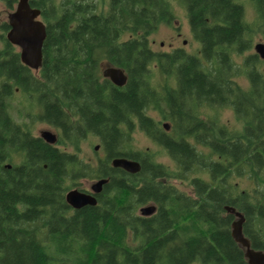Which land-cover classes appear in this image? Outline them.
Returning a JSON list of instances; mask_svg holds the SVG:
<instances>
[{"label":"trees","instance_id":"1","mask_svg":"<svg viewBox=\"0 0 264 264\" xmlns=\"http://www.w3.org/2000/svg\"><path fill=\"white\" fill-rule=\"evenodd\" d=\"M2 1L10 12L17 3ZM247 1L264 38V0ZM175 3L186 10L197 54L151 47L149 37L173 21ZM29 5L46 27L37 71L21 63L17 47L5 39L8 23L1 26L0 264H248L231 236L235 214L220 216L223 206L243 216V236L264 252V60L253 53L235 64L250 49L241 0ZM104 66L123 70L126 84L116 87L103 78ZM152 68L173 85L155 88ZM240 71L246 89L236 81ZM17 90L38 110L34 118L57 132L55 145L34 136L32 123L11 118L9 100ZM160 101L171 133L148 115ZM225 107L239 129L202 121V108ZM136 129L166 152L172 168L133 149ZM89 136L102 153L94 152L92 163L79 154ZM114 158L137 161L140 171L112 168ZM233 177H248L255 188L238 191ZM83 178L108 181L95 206L73 210L65 194ZM173 181L188 184L199 201ZM149 203L156 212L140 216Z\"/></svg>","mask_w":264,"mask_h":264},{"label":"rangeland","instance_id":"2","mask_svg":"<svg viewBox=\"0 0 264 264\" xmlns=\"http://www.w3.org/2000/svg\"><path fill=\"white\" fill-rule=\"evenodd\" d=\"M242 4L245 5V19L250 24V34H249V42L250 49L245 51L241 56L235 57V64L240 66L242 64L243 57L249 54H255L254 46L258 43L264 44V38L261 34L260 30V21L256 18V15L252 9V6L249 1L241 0ZM10 13L7 10L6 6L0 3V25L4 22H7V16ZM174 19L171 24H161L158 29L149 37L151 47L156 52H170L172 49H183L185 52L190 54H197L199 50V44L192 38V35L189 30L188 20L186 15V10L183 8L181 4L175 3L173 8ZM2 32V31H1ZM2 37V34L0 33ZM0 37V50L4 46L2 42V38ZM4 37V34H3ZM185 41V43H184ZM105 66L102 68V70ZM239 85L246 89L248 87V83L245 80L244 72L240 71L239 76L236 78ZM150 81L151 84L160 90L161 86L164 84H168L169 86L173 85V80L169 78L166 80L165 77H162L161 74L156 70V68H152L150 72ZM166 107L163 101H160L159 106L157 105V109L149 111L148 115L152 117L155 121L160 122L162 125H168L167 132H172V123L168 120H165L163 116H167ZM38 113V110L31 106L28 102L26 96L19 90H17L9 100V114L11 118L18 122H26L32 123V133L34 136H39L41 131H51L54 134L57 132L48 126L47 124L36 120L34 117ZM200 116L202 119L211 120L216 123V126H228L230 129H239V122L234 117V114L230 109L227 108H202L200 110ZM133 149L138 151L140 154L148 151L151 157L158 163L163 164L168 168L173 167V163L167 157L166 152L156 144H154L149 138L146 137L144 133L136 129L133 133ZM100 144L96 141L95 138L89 136L88 139L81 143L80 145V156L88 162H94L96 160V156L94 152L97 153L98 157L102 156L100 151V147L97 151H94V146ZM205 154H209V149H205L203 151ZM216 158L214 157L213 160ZM13 162H18V159L15 157ZM203 179H209L208 174L199 175ZM98 180V179H97ZM96 179H81L78 183L77 187H71V189H82L85 191H90V187L92 184L97 182ZM232 182L236 186L238 191H249L255 188L253 180L248 177H233ZM175 187L184 192L187 195H193V189L186 183L180 182H172ZM70 189V190H71ZM153 205L152 203L146 204L144 206ZM142 206V207H144ZM141 208V207H140ZM139 213V211H138ZM235 218L234 221H236ZM233 221V222H234ZM198 264V263H193Z\"/></svg>","mask_w":264,"mask_h":264},{"label":"water","instance_id":"3","mask_svg":"<svg viewBox=\"0 0 264 264\" xmlns=\"http://www.w3.org/2000/svg\"><path fill=\"white\" fill-rule=\"evenodd\" d=\"M9 30L6 33V40L19 50L21 63L31 70L37 71L42 64V47L46 37L45 24L40 20V11L29 5V0H17L16 6L7 16ZM255 54L264 60V44L258 43L254 46ZM102 77L108 79L114 86L123 87L127 77L120 68L105 66L101 72ZM165 131L168 125H163ZM39 137L47 144L54 145L57 142V135L51 131H41ZM94 146V151L99 149ZM111 166L121 169L124 172L134 175L140 171V164L137 161L126 158H114ZM107 179H99L90 187L91 194L71 189L65 194V201L72 209L78 210L85 206H95L97 201L95 195L102 191ZM228 212L235 213L237 220L231 225V236L233 240L244 249V257L248 264H264V252L251 248L250 242L243 236L241 225L243 216L235 212V209L226 207ZM156 211L154 205H148L139 209L142 217H149Z\"/></svg>","mask_w":264,"mask_h":264},{"label":"flooded vegetation","instance_id":"4","mask_svg":"<svg viewBox=\"0 0 264 264\" xmlns=\"http://www.w3.org/2000/svg\"><path fill=\"white\" fill-rule=\"evenodd\" d=\"M0 3H2L3 5H5V2L4 1H2V0H0ZM5 23V22H4ZM3 24V23H2ZM2 24L0 25V33L2 34V42H3V44L5 45V41H4V37H3V31L1 32V26H2ZM6 35V34H5ZM184 43H185V41H184ZM3 49H4V46L2 47V49L0 50V52H2L3 51ZM173 50V49H172ZM168 53V52H167ZM2 61L3 60H1V63H2ZM0 86H1V80H0ZM225 108H227V109H230V108H228V107H225ZM223 109V108H222ZM231 110V109H230ZM232 111V110H231ZM232 113H233V111H232ZM202 121L203 122H205V123H212L213 121H211V120H205V119H202ZM215 123V122H214ZM225 128H226V130H229L228 128V126H226L225 125ZM7 167L8 168H10V166L9 165H7ZM208 186H214V183L213 182H211V181H209V183H208ZM85 193H88V194H91V192L90 191H86ZM95 197H96V195H95ZM192 197H193V201L195 202V204L199 201V198L196 196V193L193 191V195H192ZM154 205V204H153ZM155 206V205H154ZM196 206V205H195ZM156 207V206H155ZM198 208H199V206L197 205V210H198ZM157 209V208H156ZM195 209H196V207H195ZM74 210V209H73ZM223 213H221V215L220 216H222V217H226V214L228 213V211L226 210V206H223ZM236 212V211H235ZM239 213V212H238ZM235 214V213H234ZM235 216V215H234ZM235 218H236V216H235ZM247 239V238H246ZM248 240V239H247ZM249 241V240H248ZM251 245V244H250ZM252 248V247H251ZM255 250V249H254Z\"/></svg>","mask_w":264,"mask_h":264},{"label":"bare ground","instance_id":"5","mask_svg":"<svg viewBox=\"0 0 264 264\" xmlns=\"http://www.w3.org/2000/svg\"><path fill=\"white\" fill-rule=\"evenodd\" d=\"M70 207V206H69ZM75 210V209H74Z\"/></svg>","mask_w":264,"mask_h":264}]
</instances>
